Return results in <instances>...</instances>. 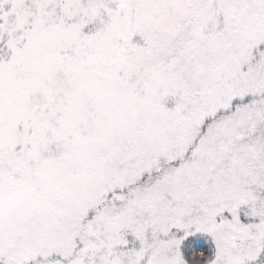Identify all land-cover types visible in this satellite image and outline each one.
<instances>
[{
  "label": "snow or ice",
  "instance_id": "1",
  "mask_svg": "<svg viewBox=\"0 0 264 264\" xmlns=\"http://www.w3.org/2000/svg\"><path fill=\"white\" fill-rule=\"evenodd\" d=\"M0 264H264V0H0Z\"/></svg>",
  "mask_w": 264,
  "mask_h": 264
}]
</instances>
